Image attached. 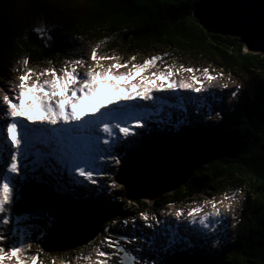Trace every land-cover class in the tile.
Wrapping results in <instances>:
<instances>
[{
  "label": "trees",
  "instance_id": "obj_1",
  "mask_svg": "<svg viewBox=\"0 0 264 264\" xmlns=\"http://www.w3.org/2000/svg\"><path fill=\"white\" fill-rule=\"evenodd\" d=\"M12 1L0 0V71L12 68L21 74L24 66L18 61L24 58L32 70L49 65L60 68L63 63L83 59L86 50L91 53L98 45V56L139 58L150 54L175 65L187 59L206 61L232 79L247 80L251 71L264 79V55L246 51L239 37L209 33L193 15L199 0H86L89 7L80 9L73 22L50 28L44 35L39 34L37 22L48 11L45 0H23L17 13ZM247 83L234 112L220 126L195 129L183 137L182 145L172 141L164 147L151 143L128 148L119 167L126 196L144 210L170 202L189 203L212 191L220 195L238 190L242 206L231 246L224 252L227 264H264V89ZM234 145H244L236 157L208 158L173 184L166 185L155 171L174 152ZM230 182L234 187L224 188ZM16 209L22 211L21 205ZM20 241H27L24 255L37 256V264L44 259L79 260L88 246L48 254L40 248L32 250L31 240ZM188 258L173 264H188ZM190 259L200 264L198 257Z\"/></svg>",
  "mask_w": 264,
  "mask_h": 264
},
{
  "label": "snow or ice",
  "instance_id": "obj_2",
  "mask_svg": "<svg viewBox=\"0 0 264 264\" xmlns=\"http://www.w3.org/2000/svg\"><path fill=\"white\" fill-rule=\"evenodd\" d=\"M97 49L98 45L91 48V64H86L83 59H76L66 62L62 69L32 70L27 67L26 58L18 61L24 66V70L17 77L18 83L10 92L0 97V120H4L6 124V126L0 124V130L6 132L5 147L0 148V161L4 160L6 151L10 156L6 162V173L4 166L0 165V223L3 225L9 228L11 226L10 215L15 212L17 189L21 184L20 176H26L18 171V155L22 142L26 153L30 149L35 150L37 160L34 163L43 167L46 173L51 175L54 171L47 161L55 158L69 170L74 169L77 177L95 184L93 165L96 155L92 147L87 151L82 150V141H87L89 145L99 142L101 139L97 134L99 132L104 134L103 144L109 145L112 143L110 138L115 136L114 130H118L119 136H129L127 119L135 120V128L141 127V118L133 114L135 109L129 105L135 101L152 102L157 99L154 93L165 91L175 93L178 90H188L193 94L202 92V82L195 75L191 76L190 81L177 82L173 79L175 72L171 68L147 74L162 57L152 56L141 64H131L129 68V62L121 63L117 56H98ZM102 60L113 62L105 66L101 63ZM78 68H85V71L80 73ZM121 68L129 70L121 72L119 71ZM185 71L194 73L198 69L180 68V72ZM203 74L209 81L217 78L209 75L208 69H204ZM227 86L221 84L220 88ZM239 87L240 85L236 84L237 90ZM109 94L111 99H102ZM236 95L237 91L231 93L232 97ZM121 104L123 107L109 108V105ZM24 121L28 124L25 125ZM36 143L41 147L37 148ZM53 179L59 180V177L53 176ZM110 187L116 188L119 185L113 183ZM237 195L238 190L233 192L232 196L224 197L228 201L222 205L225 212L229 210ZM205 205H209L211 211L205 212ZM200 213L202 214L197 218V214ZM182 215L184 213L179 210L174 213L177 221ZM220 216L216 203L209 199L203 201L200 207L189 210L185 220L189 224L198 223L202 228L208 229L217 224ZM140 218L146 222L147 227H151L149 220H156L155 216L149 217L143 213L140 214ZM9 238L7 232L0 235V264L13 258L16 264H37V256L24 255V245L27 241H20L17 237L9 245L10 250H7L3 241ZM124 242L135 243L132 240ZM107 243L114 247L116 252L123 253L121 264H139L142 259L135 253L143 252V249H125L119 245L118 240L108 239ZM176 243L175 237L169 238L162 248H171ZM98 255L106 254L98 251ZM96 264L103 262L97 260ZM144 264H148V261L145 260Z\"/></svg>",
  "mask_w": 264,
  "mask_h": 264
},
{
  "label": "rangeland",
  "instance_id": "obj_3",
  "mask_svg": "<svg viewBox=\"0 0 264 264\" xmlns=\"http://www.w3.org/2000/svg\"><path fill=\"white\" fill-rule=\"evenodd\" d=\"M13 1H12L13 2V10L15 13H17L18 8L21 7L23 4V0H13ZM45 3L47 4L48 11L45 14L43 13L37 22V29H38V32L40 35H44V33H46L50 28L67 25L68 23L73 22L75 20L76 15H78V13L81 11L80 9L89 7V3L86 0H45ZM11 16H13L16 19L18 18V15H16V14H14V15L11 14ZM148 53H150V52H148ZM152 56L153 55H150V54H147L146 56H143L140 58H136L135 56H131V57H135V59L133 60V62L130 60L127 62H129V65L131 63L141 64L145 59H150ZM117 57L120 58L121 63H125L124 61L127 60V57H123L122 55H119V54L117 55ZM84 61L86 62V64L92 63V61L90 59V53L88 50H86V53L84 54ZM112 62L113 61H111V60H102L101 61V63L105 66L109 65ZM160 63H161V61L158 62L157 64H160ZM169 63L170 62L164 63L162 61V65L159 66L160 69H154V70H157L159 72V71H163L165 69L171 68L175 72L173 79H175L177 82H179L180 80L190 81V78L193 75H195L196 77H199L201 82H202V92L201 93L193 94V93L189 92L188 90H184V91L186 92L187 95H190L191 100L194 99L195 101H199V104L201 106H204V107H207V103L209 104V106L211 108H216L217 106H220V104H223V102L219 98L220 96H223V94L228 96L233 91H238V92H241L240 93V95H241L242 92H245L244 89L241 90L242 85H244V88H245V82L246 83L248 82L247 85H251V86L256 87L258 89H264V79L256 71H251L250 77L247 80L238 78L239 81L234 79L235 81H237V83H230L229 81H231V80L228 81L227 79H232L231 76L228 74H225V79L223 80L222 77L218 76V74L221 72H219L217 70V72H216L217 78L214 79L215 84H214V86H211L212 81L207 80L203 74L204 69H208V74L214 76V74L212 72L214 66H211L210 63H208L206 61H194V60L189 61L187 59V60H184L183 62L177 61L175 67H168ZM65 66H66V64L63 63L60 68H57L56 66L54 67L51 65H49V68L62 69ZM181 67H183V68L191 67L194 69H198V71H196L194 73H188L186 71L180 72ZM49 68L42 67V69H49ZM78 71L80 73H83L85 71V68H78ZM15 73H14L12 68L3 69L0 71V97H2L4 94H7L8 92H10L14 88L15 84L18 83L17 77L19 74H15ZM238 77H240V76H238ZM221 84H227L228 86L226 88H220ZM236 84L240 85L238 90L236 89ZM177 93H179V91H176L174 93V95L175 96L178 95ZM159 97L162 98V96H160V95H159ZM161 106H163V105L161 104ZM161 109L163 110V108H161ZM4 111L6 112V109ZM166 114H169V113H166ZM0 124H5L4 120H0ZM132 124L134 125L135 121H133ZM197 125L201 126V123L198 122ZM5 126H6V124H5ZM203 126H207V124H205ZM183 127H184L183 123L171 126L172 131H174V132L176 129L182 130V132H180L177 135L174 134L173 136H171L165 131V128H158V129L152 130V132H147V134L145 136L141 137L140 139L144 143H147L148 141L154 140L155 142H157L158 144H160L161 146L164 147L165 145L169 146V143H168L170 141L169 138L170 139L178 138V141H177L178 143L176 142L177 143L176 145H179V144L182 145L183 144L182 141H185V140H183V137L186 136L189 133V131L191 130V128L187 127V125L184 128ZM193 127H194V125H193ZM0 133H1V135H0L1 136V138H0L1 147H5L4 141H6V136H5L6 132H4L3 130H0ZM17 135L19 138V132L17 133ZM102 137H101L100 142H94V144L91 145V147L93 149L96 147L101 149V152H102L104 147L109 149L108 145L102 146V144H103L102 143ZM179 137H182V138H179ZM135 141H137L136 136L131 138L129 141H126L125 145H128L129 143H134ZM85 145L86 144H84L83 146H85ZM98 145H100V147H98ZM112 146H113V144H112ZM20 147H23V145H20ZM94 151H95V149H94ZM102 153L106 155V153H104V152H102ZM94 154L96 155V153H94ZM7 157H10V156H9L8 152L6 151L5 156H4V161L2 160V161H0V163L5 164V166H6ZM55 160H56L55 158H53V159L51 158L50 161L49 160L47 161V164L50 165L51 168L54 170L51 175L46 173L44 171V168L40 167V165H39V167L35 166V167H31V168L27 165H24V168L20 173L26 174V176L25 175L20 176V178L23 177V178H25V180L21 181V184L17 189L18 196H17L16 200H19V202L22 204V206H24L23 207L24 212H28V214H29L31 209L35 210L41 204V202L40 201H29L27 198L28 196H36V195L33 194V195H28L26 197V195L28 194V193H26V191L28 189H30L33 185H36L35 183L38 181L39 182L38 185L40 183L46 185L53 192L60 193L63 196L64 200H66V201H68V200H70L72 202L79 201V205L75 211L73 209H71V210L65 212V211H63V209L55 208L52 210L50 209L49 212L46 213V215H43L46 218L52 219L51 224L53 225V227L51 228V230L49 232L52 233L54 231L55 225L57 224L59 230L63 231L64 235L66 236L68 243L72 242L70 240H76L78 238L79 232L77 233V231L75 229L79 230L81 228L79 221L86 223L87 226H92L91 228L84 227L83 234H86L87 236L90 233H93L94 230L98 227V225H100L99 232L96 233V235L94 236L95 237L94 240L88 246V250H90V251L85 252L83 254V257L79 260L74 261L73 264H96L97 260L102 261L103 264H121L123 253L116 252L114 250V247L109 246V244L107 243L108 239L118 240L119 245L125 249H128V250H134V249H138V248L143 249V252H136L135 253V255L142 257L139 264H144L145 260L148 261V264H173L175 261H176L175 263L181 262V261L183 262V260L181 258L185 257V256L189 257L187 259L188 264H198L194 260L190 259V258H192L191 257L192 255L189 254V252L191 250L189 252H185L184 250H180L175 254L173 253L174 255L169 254V255H166V257H164L163 259H158L160 252L164 249V248H162V246L164 244L161 245V242L163 241L162 240L163 237L159 240V238H158L159 236H156V235L163 234V232L158 233L157 231H154L155 235H153V233L146 231L143 228V226H142V228H140L139 225H137V227L133 225V223L135 221H134V218L132 217V214H131L132 212L129 209L126 210V206L124 204L126 202V199L129 198L126 196L125 192H123L118 187L108 189V183L109 182L111 183L112 181H109V182H105L104 180L99 181L97 178V174L94 172H93V177L94 176L96 177V183L95 184L88 183L87 181H84L82 177H77L75 175L74 169L69 170V168L66 167L63 163L58 162L57 160L55 161ZM101 162H102V160H101ZM105 162H108V160H106ZM95 163H97V160ZM102 165H103V169L106 168V170H108L109 165L104 166L103 163H102ZM99 166H101V163L99 164ZM169 167L174 168L172 166H169ZM34 168L36 169V171H33ZM4 172L6 173V167L4 169ZM53 176L59 177V180L53 179ZM81 183H82V185H81ZM233 187H234V183L230 182L229 187H224V188L231 190ZM55 189L58 191H56ZM29 192H31V191H29ZM43 192H48V190L46 189ZM90 193H94V195H96V197H94V198L90 197ZM211 194H213V191L211 192ZM232 194H233V192L232 193H223V194H221L222 195L221 197H218V195L215 196V194H213V196H210V195L209 196H206V195L198 196L199 199H202V201L199 204H196V206H201L203 201L209 200V199L213 200V202L216 204L217 203L219 204L222 201H225L227 203L228 201H226L224 199V197L225 196H232ZM100 198H101V200L99 201ZM220 198H222V199H220ZM238 200H239V204H238L239 206L237 207V209H236V207H234V208L229 209V212H227V213L225 211H222V213L220 212L221 216H222L221 221L227 222L225 219L227 215L230 216V218H228V219H230L229 221H231V220L232 221L230 223V228H229L226 235H224L223 237H216L215 236L212 239L213 243L215 244V246L217 248L216 254L211 255L205 249L203 250L200 248H198V251H197L198 253L197 252L195 253V255L200 259V264H227L228 257L224 254V252L226 251V249L229 246H231L232 240L234 238V229H235L234 224H235L236 218L240 212L239 210H240L241 203H242V194H239L234 198L235 202ZM120 202H122V204H124V205L120 204ZM149 204H151V202H149ZM87 205H89V207H91V208H88ZM173 205L175 206V208H177V210L182 211V209H181L183 206L182 204L174 203ZM193 205L194 204H191L190 206L193 207ZM96 206L103 207L102 211H100L101 208L94 209V207H96ZM34 210H32V211H34ZM38 210H40V209H38ZM136 211L137 212L141 211L140 207H137L135 212ZM204 211L205 212L211 211V207L209 205H205ZM201 214L202 213H200V215ZM28 217L31 218L34 216L29 215ZM231 217H232V219H231ZM210 220H211V218H210ZM114 221H115V223H113ZM33 223L34 222H30V223L28 222L27 227L32 229ZM148 223L151 225V227L149 229L153 230L154 227L152 226L150 221H148ZM136 224H137V222H136ZM23 225H25V222H23ZM141 225H143V224H141ZM114 226H117L116 229H114ZM226 226H227V223L221 224L220 222H217L216 225H214L212 228L209 227L208 229H204L202 227L199 228V226H197V227L195 226V229L196 228L197 229H196V231L195 230L194 231L196 233L203 232L204 234L205 233L208 234V232H212L211 235H209L208 239H207V241L209 242L211 237H212V234H214V232L217 231V229H222ZM11 227H12V224H11L10 228ZM131 227L134 229L135 232H136L137 228H139V230L137 232L140 233V235L137 234L136 236H134L132 233H130ZM167 227L169 228L171 226H165V224L161 225L158 231L160 232L163 228L166 229ZM3 228H4V231L1 233L4 234L5 232H7L9 237H10L9 239L3 241V244L6 247V249L9 250L7 248V243L15 235L22 234V231L16 225H14L12 227L13 228L12 232H10V228L8 226L4 225ZM68 228H70L72 230V233L68 232ZM142 229H143V231H142ZM198 229H199V231H198ZM37 232H38V230H37ZM2 234H0V235H2ZM204 234H202V235H204ZM216 234H218V233H216ZM195 235L201 236L200 234H195ZM139 236L142 237L143 239L145 238L146 244H144L143 242H141L139 240V238H137ZM153 236H154V238H153ZM163 236L166 237V235H163ZM38 237L40 238V236H38ZM147 237L148 238L152 237L149 240L150 244H148V242L146 240ZM192 237L194 239V235ZM201 238H202V236H201ZM125 240H132V241H135V243H125L124 242ZM42 245H43V247H48V246H44L45 243H43L41 241L33 240L31 243V249L32 250H35L36 248L42 249ZM98 251H102L106 255L100 256V255H98ZM47 253L49 254L50 252H47ZM177 257L180 259L177 260L176 259ZM12 260L13 259H11L9 261L12 262ZM43 264H60V263L47 262L46 261Z\"/></svg>",
  "mask_w": 264,
  "mask_h": 264
},
{
  "label": "water",
  "instance_id": "obj_4",
  "mask_svg": "<svg viewBox=\"0 0 264 264\" xmlns=\"http://www.w3.org/2000/svg\"><path fill=\"white\" fill-rule=\"evenodd\" d=\"M194 17L211 34L230 35L239 37L245 45V50L264 55V0H199L194 8ZM244 145H234L228 148H206L202 150H190L184 153H173L170 158L155 168L158 177L166 184H173L189 175L194 169L205 163L208 158L236 157L241 153ZM182 165V166H181ZM172 166L174 168H171ZM42 195L41 204L46 207H55L66 203L68 210L77 208L78 203L64 202L47 192L39 189L34 195ZM43 198H47L46 200ZM102 211L103 207L99 206ZM89 223V222H88ZM101 224V223H100ZM77 241L73 246L82 245L94 238L100 230V225L88 236L83 234L86 223L82 222ZM65 235L60 232L49 244L53 250H66L71 246L64 244ZM62 244H64L62 247Z\"/></svg>",
  "mask_w": 264,
  "mask_h": 264
},
{
  "label": "clouds",
  "instance_id": "obj_5",
  "mask_svg": "<svg viewBox=\"0 0 264 264\" xmlns=\"http://www.w3.org/2000/svg\"><path fill=\"white\" fill-rule=\"evenodd\" d=\"M248 51V50H247ZM120 55H122V54H120ZM117 56V55H116ZM123 57H127V60L126 61H124V62H127V61H132L133 62V59H132V57L131 56H124V55H122ZM109 57H111V56H109ZM136 57V56H135ZM143 57V56H142ZM136 58H138V57H136ZM140 58V57H139ZM83 60H84V58H83ZM161 61V63L160 64H157L156 66H154V67H152L151 69H149V72H148V74L150 73V72H153L154 71V69H158V67L160 66V65H162V61L164 62V63H168V62H170L169 64H168V67H175L176 65L175 64H173L170 60H165V59H161L160 60ZM131 65V64H130ZM55 67V66H54ZM58 68V67H57ZM217 70L219 71V72H221V73H219L218 74V76H220V77H222L223 78V80L225 79V73H223V71L221 70V69H219V68H214L213 67V70H212V72H213V74H214V76L216 77V72H217ZM15 73V72H14ZM228 81L229 80H231V81H229L230 83H233V81H235L234 79H227ZM236 80H238L239 81V79H236ZM235 83H237V81H235ZM214 84H215V80H212V85L214 86ZM244 89V85H242V87H241V90H243ZM179 91V93H177L178 95H176L174 98H173V100H172V102H171V104H173V103H176V107H174V108H172L171 109V114H170V118H167V117H163L164 119H168L167 121H163L162 122V124H157L160 128H165V131L169 134V135H171V136H173L174 134L175 135H177V134H179L180 132H182V131H180V130H178V129H176L175 130V132L174 131H171L172 130V128H171V123L172 122H174V121H176V116H177V118L179 119V117H178V115H177V110L180 112L181 110H182V108L185 106L186 108V111H188L189 112V115H188V117H187V119H190V121H191V123L190 124H187L188 122H186V124H187V127H190L191 128V130L189 131V135L195 130V129H199V128H205V129H208V128H213V126H215V127H218V126H220L221 125V123L224 121V120H227L228 118H229V116H231L232 115V113L234 112V109H235V106L237 105V102H238V98H239V96H240V93L241 92H238L237 91V95L235 96V97H232L231 96V94L230 95H228V96H226L225 94H223V96H220L219 98H220V100L222 101V98H224V100L226 101L224 104H220V106H217L216 108H211L210 106H209V104H207V107L208 108H210V112L209 111H207L206 109H204V108H202L201 106H199V105H197L194 101H192L191 100V98H190V95H187L186 94V92L184 91V90H178ZM171 92V91H170ZM190 92V91H189ZM173 93V92H172ZM179 98H180V100H179ZM204 98V97H203ZM177 100H179V102L177 101ZM232 100H234V101H232ZM183 102V103H182ZM182 104V105H181ZM212 111H214L215 112V114L213 115L211 112ZM186 119V120H187ZM198 122H200L201 123V126L200 125H197V123ZM205 124H207V126H203V125H205ZM193 125H194V127H193ZM186 126V125H185ZM158 127V128H159ZM173 132V133H172ZM98 134H102V133H99L98 132ZM187 134V136L186 137H188L189 135ZM143 136H145V135H143ZM142 136V137H143ZM179 138H182V137H179ZM169 142H172V141H178V138H174V139H170L169 138ZM176 142H172L173 144H177ZM151 143H153V144H157V145H160V144H158L157 142H155L154 140H151V141H148V144H151ZM40 145V144H39ZM39 145H36L38 148L40 147ZM125 145V144H124ZM126 146V145H125ZM161 146V145H160ZM97 148V147H96ZM212 148V147H211ZM109 151H111V152H108L106 155L105 154H103V157H104V163H105V166H107V165H109L110 167H113V168H115L117 165L118 166H120V164H121V161H122V158L123 157H121L120 155H119V152L117 151V149H116V147L113 145V146H111L110 147V149H108ZM128 150V146H126V149H124L123 151H127ZM95 151H96V149H95ZM123 151H121V152H123ZM99 155L100 156H102L101 154H102V152H101V149H99ZM175 153V152H174ZM173 154V153H172ZM111 158H113V159H111ZM106 160H108V162H105ZM18 165H21V166H24V165H28V163L26 162V161H23V160H21V161H19L18 160ZM35 166H37V167H39V165L38 164H36L35 163V165L34 166H31V167H35ZM22 171V170H21ZM20 171V172H21ZM20 179H23V177H21ZM116 179H117V181H118V179H119V169H117L116 170ZM23 180H25V178L23 179ZM119 183H120V181H118ZM38 181L35 183L36 185H33L30 189H28L27 191H26V193H28L29 191H31L33 194H36V192L39 190V189H41L42 191H44V190H48V192L47 193H49L51 196H53V197H55V198H60L61 200H63L64 202H67L68 203V201H66V200H64V198H63V196L60 194V193H56V192H53L50 188H48L46 185H44V184H39L38 185ZM56 190V189H55ZM56 191H58V190H56ZM215 196H217V195H215ZM222 195L220 194V195H218V197H221ZM90 197H92V198H94V197H96V195H94V193H90ZM220 199H222V198H220ZM219 199V200H220ZM101 200V198L99 199V201ZM127 200V199H126ZM202 201V199H199V197L198 198H195V200H193L192 202H189V203H177V204H182L183 206L185 205V206H188V209L187 210H189V208L191 207L190 205L191 204H194L193 205V208H195V207H200V206H196V204H199L200 202ZM70 202V201H69ZM74 203H78L79 204V201H74ZM17 204H20L21 205V209L23 210V207L24 206H22V204L19 202V200H16V203H15V212H18L17 211V209H16V205ZM84 204V203H83ZM182 206V207H183ZM239 206V205H238ZM237 206V207H238ZM241 206H242V203H241ZM87 207L88 208H91V207H89V205H87ZM98 207L99 206H96V207H94V209H98ZM140 207V210H142V207L141 206H139ZM55 208H57V209H63V211H65V212H67V211H69V210H71V209H69L68 210V205L66 204V203H62V204H59V205H57V206H55V207H46V206H43V204H40L35 210L34 209H31L30 210V213H29V215L30 216H34V217H28L29 215H26L25 216V221L24 222H34L33 224V226H36L38 229H42V230H45V231H41V236H40V238L38 239V241H41V242H43V243H45V245L44 246H48V247H53V244H49L56 236H58V234L60 233V232H63V231H60L59 230V228H58V225L56 224L55 225V227H54V231L51 233V232H49L50 230H51V228L53 227V225L51 224V218H46V217H44L43 215H46V213L47 212H49V210L51 209H55ZM241 208V207H240ZM38 209H40V210H38ZM32 210H34V211H32ZM46 210V211H45ZM239 210V209H238ZM32 211V212H31ZM240 211V210H239ZM26 214L28 213V212H25ZM41 216H40V215ZM37 215V216H36ZM66 215V214H65ZM200 214H197V218H198V216H199ZM45 218H46V221H45ZM10 219H11V217H10ZM231 219H232V217H231ZM232 221V220H231ZM231 221H229V222H227L228 224L229 223H231ZM236 222V221H235ZM79 223H80V226H81V228L80 229H82V222L81 221H79ZM11 224H12V227L14 226V225H16V226H18V228L22 231V234H17V235H15L14 237H12V239L7 243V248L10 250V248H9V245H11L12 244V242H14L15 241V239L18 237L19 238V240H31V241H33V238H35V235L37 236V231H35V235L34 236H32V233H28V231H24L23 230V228H24V225H22V224H18V223H16L15 221H13L12 219H11ZM0 225H2V223H0ZM235 225V224H234ZM40 226V227H39ZM10 228V232H12L13 231V228ZM229 228H230V224H229V226H228V228H222V229H225V234L223 233V232H221V229H217V233L218 234H224V235H226L227 234V232H228V230H229ZM38 229H35V230H38ZM80 229L79 230H77V229H75V230H77V232H80ZM27 232V233H26ZM48 232V233H47ZM99 232V231H98ZM97 232V233H98ZM70 233H72V232H70ZM0 234H2L1 232H0ZM182 234V233H181ZM79 235V234H78ZM49 236H51L50 238H48ZM219 237H221V236H219ZM95 238V237H94ZM94 238L93 239H91V240H89V241H87L86 243H88L87 245L89 246L90 245V243L94 240ZM136 238V237H135ZM138 238V237H137ZM148 238V237H147ZM146 238V239H147ZM152 238V237H151ZM151 238H148L149 240L151 239ZM153 238H154V236H153ZM203 239H205L206 240V238H204V237H202ZM140 240V239H139ZM149 240H147V242H148V244H150L149 243ZM70 241H72L71 243H68V240H67V238H66V236H65V241H64V244H69L71 247H74L73 245H74V243L77 241V240H70ZM141 241V240H140ZM203 244H204V240H200ZM141 242H143L144 244H146V242H145V240L144 241H141ZM209 243H210V241H209ZM64 244H62L61 246H59V247H62ZM85 244V243H84ZM83 245V244H82ZM205 245V244H204ZM77 246H80V245H77ZM88 246H87V251H90V250H88ZM48 247H43V245H42V250H44V251H49V252H57V251H64V250H53V249H50V250H48L49 248ZM70 247V248H71ZM210 247H211V245H210ZM69 248V249H70ZM201 249V248H200ZM66 250H68V249H66ZM204 250V249H203ZM86 251V252H87ZM13 259H15V258H13ZM46 261H49V262H57V263H60V264H65V263H68V264H73V262L74 261H76L77 259H73L72 260V262H63V261H59V260H55V259H52V260H47V259H45ZM44 261V260H43ZM43 261H42V263H43ZM6 263L8 262V260H6L5 261ZM4 262V263H5ZM41 264V263H40Z\"/></svg>",
  "mask_w": 264,
  "mask_h": 264
},
{
  "label": "bare ground",
  "instance_id": "obj_6",
  "mask_svg": "<svg viewBox=\"0 0 264 264\" xmlns=\"http://www.w3.org/2000/svg\"><path fill=\"white\" fill-rule=\"evenodd\" d=\"M161 93H163V92H161ZM102 99H106L105 97H102ZM107 99H111V97L109 96V98H107ZM159 99H161V97H159ZM180 99V98H179ZM177 101H179V100H177ZM145 103H147V102H140V101H135V102H132L129 106L131 107V106H133V105H135V107L136 108H138V109H142V107H143V105L144 106H146V104ZM118 105H109V108L110 107H112V108H115V107H117ZM172 106H174V107H176V103H173L172 104ZM160 107L161 108H163V112L164 113H170V110L168 111V110H166L165 108H164V106H161V104H160ZM102 111H104L103 109H102ZM133 121H135V120H132V122ZM26 124L25 125H27L28 123H27V121L25 122ZM213 127H215V126H213ZM136 129L135 127H134V125L132 124V126H129V129ZM19 132V131H18ZM98 134V133H97ZM0 135H1V133H0ZM99 136H100V138L102 137L100 134H98ZM184 137H186V136H184ZM0 138H1V136H0ZM110 139H112V140H114L113 138H110ZM102 140H103V137H102ZM116 141V140H115ZM5 142V141H4ZM84 142V143H83ZM83 142H81V145H84V144H86V141H83ZM100 142V141H99ZM88 143V142H87ZM103 143V142H102ZM112 144L113 143H111V144H109L108 146H109V149H110V147L112 146ZM36 145H39V143H37ZM104 144H102V146H103ZM114 145V144H113ZM40 147H41V145H39ZM98 147H100V145H98ZM0 148H4V147H1V144H0ZM108 149L106 148V147H104L103 148V150H102V152H104V153H106V151H107ZM51 159H49V161H50ZM101 166L103 167V165L101 164ZM72 172V171H71ZM73 173V172H72ZM95 173V172H94ZM74 175V174H73ZM94 178H95V180H96V177L94 176ZM109 182V181H108ZM109 184H111L110 182H109ZM28 195H33V193L32 192H28V194L26 195V197L28 196ZM39 197L41 198L42 197V195H40L39 196V194L38 195H36V196H28L27 198H28V200L29 201H40V199H39ZM43 199H47V198H43ZM239 199V198H238ZM224 203H226L225 201H222L221 203H217L216 204V208L217 209H219L220 210V212L222 213V211H224V209H223V207H222V205L224 204ZM120 204H122V202H120ZM125 204V203H124ZM124 204H122V205H124ZM238 204H239V200L238 201H234L233 202V204L231 205V207L229 208V209H231V208H234V207H236V209H237V206H238ZM237 205V206H236ZM125 206H126V210H127V205L125 204ZM227 212H229V210L227 211ZM226 212V213H227ZM22 214H25V213H22ZM27 215H29L28 213H27ZM162 216L163 217H165L166 219H163V220H165V221H167L168 223H166V225L165 226H171V227H167L166 229L165 228H163L161 231H160V233L161 232H163V234H160L159 235V240L162 238V242H161V245L162 244H165V242L169 239V238H173V237H175L176 239H177V242H178V240L180 241V240H183V236L180 234L182 231H186L187 229H189V227H190V225L189 224H182V222L181 221H177L176 220V218H175V216H174V214L173 213H169V212H166L165 214H162ZM221 218H222V216H220V218L218 219V222H220L221 224H225V223H227V222H229V220L230 219H228V218H230V216H226V221L227 222H223V221H221ZM168 219H171V220H168ZM173 219H175V223L174 222H172V220ZM223 220V219H222ZM137 222V225L139 224V220H137L136 221ZM27 223L28 222H25V225H24V228H23V230L24 231H28V233H32V236H34L35 235V231H37V230H35V229H38L36 226H33V228L31 229V228H28L27 227ZM30 223V222H29ZM173 223V226L171 225ZM34 225V224H33ZM69 225V224H68ZM219 225V224H218ZM3 224L2 225H0V232H3L4 231V228H3ZM174 227V228H173ZM197 227V226H196ZM213 227V226H212ZM211 227V228H212ZM222 227V226H221ZM197 229V228H196ZM196 229H195V226L192 228V229H190L188 232H189V234H187V235H189L188 236V240L189 241H191V242H196V238H194L193 239V235L195 236V234H200L202 237H204V238H206V240L208 239V236L209 235H211V233L212 232H208V234H204L203 232H201L202 234H204V235H202L200 232L199 233H196L195 231H196ZM193 230V231H192ZM195 230V231H194ZM40 231H45V230H38V232H40ZM77 231V230H76ZM198 231H199V229H198ZM68 232H72V230L70 229V228H68ZM27 233V232H26ZM78 233V232H77ZM194 233V234H193ZM163 235H166V237L165 236H163ZM201 236H199V237H201ZM174 246V245H173ZM172 246V247H173ZM195 251L197 252L198 251V248H196L195 249ZM198 253V252H197Z\"/></svg>",
  "mask_w": 264,
  "mask_h": 264
}]
</instances>
